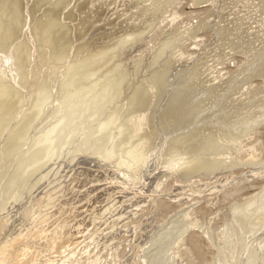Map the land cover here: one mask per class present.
<instances>
[{
    "label": "rangeland",
    "instance_id": "rangeland-1",
    "mask_svg": "<svg viewBox=\"0 0 264 264\" xmlns=\"http://www.w3.org/2000/svg\"><path fill=\"white\" fill-rule=\"evenodd\" d=\"M51 1L53 2L54 0H51ZM80 1H82V3ZM168 1L169 0H166V3ZM177 1L178 3H175L173 0L171 1V3L168 2V5H167L168 9L166 8L167 10L164 9L163 11L165 15L167 11H171L173 8H175L178 12V14L176 15V18L170 19L171 17H168L166 18V20L164 19L162 23L161 21L153 22L154 26L150 25L147 32H145V35L144 33L143 35L139 34L142 32H139L140 29H138L137 34H135L137 31L134 34L131 33L132 36L139 35V37L136 36L137 37L136 39V37L134 38L129 34L130 33L129 30L132 31L135 24H133L134 26L133 25L130 26L132 29H130L129 25L130 23H132V21L134 23L136 20H138V18L140 20L142 16L144 17L146 15V11L148 12V10L150 9V7H146L144 10L140 8V5H142L143 0H140V1H136V0H107V1L106 0H67L65 2H67V4L69 2L70 3L68 5H65L66 3L64 2V4L60 6L61 9L60 8L58 9L59 10L58 13L59 12L60 13L57 14L60 17L58 18L57 16V18L60 20V22L65 23L67 19L66 15H68V22H66V24L71 25L70 28L72 27V25L76 26L72 28V29L75 28L76 35L74 34L75 33L74 30L72 31L70 30L71 39H68V41L71 40L72 44L70 43L71 41H69L68 43L66 42L67 43L66 45H68L67 46L68 52L66 51L67 53H65L66 57L62 59L61 61L59 60L53 63L51 62L53 60H50V61L45 60L44 62L41 61L42 55L40 54L41 51H39L40 41L36 40V38L33 36V32H32L33 30L30 27L29 23L25 25L21 30L22 32L20 34L21 37L18 39L29 41L27 42H28V45L30 44L29 45L30 50H31L30 52L32 53L29 55L30 56L29 62L30 64H32L31 66H33L32 68L34 71V74H33L34 76L32 75V73L30 74L32 75L30 76L31 77V79L29 80L30 82L28 81V84L26 85V87L23 88V95L26 96L28 99L26 103L27 102L29 103V104L27 103V106H25L26 105L25 104L24 107L27 108L28 105L30 106L32 98L38 95L37 89H38V86H40L41 84L40 81L45 79L44 77L48 78L47 80L50 81V83L48 82L49 90L51 89L50 87H52V91H51L52 96L50 95L51 97L50 100L53 99V101H50V103L54 102L55 101L54 97L56 95H57L56 97H59L58 95L59 93L57 94V92L59 91L58 90L59 86L56 83L58 81H61V78L64 75L63 72L65 71L67 67L66 65L69 62L76 60L80 55L84 56L85 54L93 51L95 47V45L93 44L97 40L99 42H96V46L98 47L97 43H99V45L101 46V49H103V52L101 54L102 56L100 55L101 57H99V59L105 58L104 63L108 62V65L111 66L113 61H110L108 59L112 57L113 59L112 58L111 59L114 60V63L112 64L113 66L115 65L118 67L119 64H121V61H123L124 63L122 62L119 68L122 66L121 68L123 70L124 68L126 69L128 68L127 70L129 69L131 70L132 68L133 70L134 67H135V70L137 69L136 71L138 73L135 70L133 71L129 70V72L123 73L125 75L127 74L129 75L132 72H133L132 73L133 75L136 74L137 78L134 77L132 74L131 76L129 75L130 78H128L129 76L128 77L125 76L126 80L133 79V82H131L132 84L129 83L130 80L125 81L127 82V84L124 83L126 84V86L130 85V87L132 88H129V87L128 88L131 90L134 87L133 83H135L136 81L144 80L145 84H147L146 82L149 81L147 79H149L150 77L151 78L154 77V76L152 77L151 75L161 72L163 68L166 70L167 68L165 67L170 68L171 66H173L174 63H177V64L174 67L170 68L169 70L168 69L166 70L167 75L165 74V76L167 78H165L164 76L165 80L168 78L170 79L169 80L170 84L169 83L168 85L166 84V89L168 90L170 89L173 90L174 86H176L174 83H177V81L181 82L180 79H183L181 78V74H179L180 72L179 69H181L184 66L194 65L195 63L196 65H199V64L204 65L206 63L205 67L207 69L206 70L207 74L203 75V77H205V80L206 78H208V80L211 79V82H212V79H215L216 82H212L213 87L221 86L224 84V82H227L228 79L227 80L225 79L228 76H230V74L232 73L234 74L235 70H237L241 66L243 57L241 56V54L239 55L232 51L237 48H234L231 50L230 48H224L222 46L220 47V45L216 43V41H218V37H216V34L213 33L211 29H208V23H206V26L205 24L202 23V21L204 22V20L207 19L213 25H215L217 20L219 19L218 15L221 11H224L223 14L226 15V18H227L225 22V27L230 24H233V22L245 27V22H246L250 27L248 26L249 27L248 28L246 26L245 31H247L248 34H250L253 29L255 31L256 30L260 31V33H258L259 34L258 39L261 38V41H264V19L262 17L255 18L252 20L253 23L251 22V24L249 21L250 16L256 12L255 8L257 6L254 4V2H259L258 0H239V1L236 0L237 4L236 3L232 4L233 0H218L217 2L216 0H206L200 3L198 2V0H177ZM194 1H196V3H194ZM21 2H20V5L22 4L21 10H23L22 11L23 15L24 16L26 15L25 20L28 19L26 20L28 22L29 21L31 22L30 19H32V17L33 19H35L43 15L44 12L47 9L49 10L51 6L48 0L44 5L39 7V9L38 8L35 9L34 10L35 13H34L33 11H31V6H33L35 0H21ZM86 2L87 4H85ZM154 3L155 2H152V4ZM214 3L216 4L213 5ZM80 5L82 6V8ZM229 6H232V7H229ZM69 7H71L72 9H69ZM73 7H76V8H73ZM23 8L27 12L26 14H24L25 11ZM73 9H75L76 11L78 9L79 11L76 12L74 10L75 12H72L71 16L73 15V13L77 15L76 16L73 15L74 17L72 16L73 19H71L72 17L70 16V12ZM212 9H213V12L210 11ZM29 11H31L32 14L34 13V15H32L31 12L29 13ZM61 12L63 14H61ZM66 12H68V14ZM92 14L94 15L96 14L98 16L96 17L95 15L94 17V15ZM91 15H92V18L89 17ZM80 16L81 17L83 16L85 19L83 20V18H81ZM216 17H218V19H216ZM85 20L90 21V23L92 20L93 23L90 24L88 21L86 22ZM94 20L96 21V23ZM79 22L80 23L86 22L85 23L86 28L84 27V24H83L81 25L82 28L79 27L81 28L79 29L78 28V26L80 25ZM86 24L90 26L88 27L86 26ZM139 24H141V22H139ZM199 24H201V26H199ZM194 26L201 27V28L198 27L199 29H202V27H204L203 28L204 29L203 39H198L192 36L197 32L196 29L193 28ZM83 27L85 28L84 30H83ZM248 29H252V30L249 31ZM100 30H102V32ZM125 30L129 32L128 38L130 40L132 37V40L131 41L129 40L130 42H128L129 44L132 42L130 45L126 44L127 46L125 45L124 47V44H123V47L122 46H119V48L117 47L118 49H120L118 51H116L117 48H115L116 53L115 52L112 53L113 51L111 52L110 49L106 47H102L103 42L101 41L103 40H104V44L108 45V44H111V42L112 43L115 42L114 39H117L118 36H121V39H124L127 33V32L124 33ZM181 30L183 31L191 30V31H189V35L182 45H177V48L176 47L171 48L170 51L174 52L173 55H172V52L170 51L167 53L169 54L168 56L171 57L170 62H172V65L170 64L167 66L165 63H162V61L160 62L159 60L157 61L158 56H156L157 55L156 50L157 49L159 50L158 47L161 48V46L158 44H160V41H163V36L167 32L169 33V31L171 35L175 34L176 32H178L176 33V35L178 34L180 35L182 32ZM116 31L119 33V35ZM120 34H125V35H120ZM96 35L98 36V39ZM78 36H80V39ZM94 36H95V39H92V37ZM76 37H78V40L76 39ZM111 38H113V41L110 40ZM18 39H15L13 43L16 42ZM90 39H92V41ZM118 39H120V37ZM93 40H96V41H93ZM88 41H90L92 45ZM108 41H111V42L108 43ZM13 43H10V44H13ZM10 44H8L7 47ZM69 44L71 46H69ZM79 44L83 45V47L87 46L89 48L85 47L84 49L85 51H81L82 52L81 53L79 50H76V47H75L76 45H79ZM90 45L91 47H93L92 50L90 48ZM239 46H242V45H239ZM86 48L89 51H87ZM175 49H176V52H175ZM161 52H162V48H161ZM8 55H10L9 52H3L0 50V70H3L5 74L4 77L6 76L8 77V79H11V78L13 79V76L11 75L16 73L15 71H17L18 67L12 62H10V59H8ZM45 57H46V53H45ZM118 57L121 59V61ZM106 58H107V61H106ZM116 58L117 60L120 61L119 64L117 65L115 64V63H118V61H116ZM154 63H157L159 66L157 65L155 66ZM160 63L162 65H160ZM123 64L125 66H123ZM163 64L166 66H164ZM53 65L56 68L53 67ZM135 65H138V66H135ZM151 65H152V69L150 68ZM153 66H155L154 68H157V69H153ZM53 68H55L57 73L56 72H54L53 74L51 73L52 72L51 70H54ZM158 68H160L161 70H159ZM49 69L51 70L48 71ZM157 70L159 71L157 72ZM177 70H179V72H177ZM150 71H152V73ZM168 71H169V74H168ZM35 73L36 75L37 74L38 75L36 76ZM46 73H48V75L52 74L54 79L52 76L48 77ZM9 74H10V77H9ZM175 74L176 75L178 74V75L174 76ZM92 79H95V76L87 78V80H92ZM258 80L259 79H256V81ZM124 84H123V88L124 87L125 88L122 89V91L125 90L126 95L124 94V97H123L124 92L121 93V96H120L121 102L123 99H124L123 101L127 100L128 94H129L128 93L129 89L126 88ZM126 89H128L127 90L128 92L126 91ZM157 96L159 97V95L157 94L155 95L156 99L159 100ZM239 97H240V94H237L235 98L236 102ZM152 98L153 97H149L150 100ZM163 98H161L159 102L154 98L153 104H151L150 106L151 107L150 109H152L151 112L149 113L151 116V122L152 123L154 122L155 125L157 123L158 126L161 125L160 118H159L160 115H158V114H161V112L158 110H159V106L162 103H164V101H162ZM49 105H53V103ZM137 106L139 107L140 105L137 104L135 107ZM49 107L50 106H48L47 108ZM121 107L123 108V106ZM141 107L143 108V105ZM49 109H46V111ZM136 110H138V108ZM123 114H124V111H123ZM156 115L158 117H156ZM48 119L46 117L45 122H44L45 125L51 122V119L49 120ZM262 120L264 119H260V121L253 120V125H254L253 130L254 131L259 130L260 132L259 135L257 134V132L255 133L257 134V137L259 140V141L257 140L258 141L257 143L255 142L256 143L255 150L246 151L244 149L243 151H236L235 150L236 148H234V150L233 149L231 150L232 153L231 152L222 153V151H217L218 152L217 153L216 151L214 152L213 150H210V152L212 151L211 153L213 152L215 153L214 155L213 154L211 155L210 152H207L208 150L206 151L203 150L204 153L210 154L208 157H207V154H205L206 155L205 157L208 159L211 157L212 158L217 157L218 159L220 157L221 158L223 157L224 159H226L224 161L222 159L221 161V158H220V161L222 163L221 162L218 163L220 165H218V167L216 166L217 168L215 167L214 169L215 172L212 169H210L212 171L209 172L210 170L208 168L207 169L201 168L203 171H201L200 169L199 170L200 172L194 170L195 172H197L195 173L194 171L189 172V169L184 170V169H181L180 167L173 169V167H168V164H166L167 162L165 161L166 159L165 155H167L165 150H162L165 153V155H159V153L157 152V155L159 157L162 156L161 158H159L158 156L156 157L155 152L157 150L153 151L152 153H155V156H152L153 154L150 155V157L146 159V161L150 159L149 163L147 164L146 162V165L143 166L141 169L139 168L138 170H128V169H125L123 166L115 165L114 163L109 162V161L107 162L103 161L102 163L100 159H98L96 156H91V154L89 153H84L83 154L84 156L80 154L76 157H74V155L67 154L68 155V156L66 155L67 158L69 157V159L67 160V158L65 159L66 156L64 152L68 153L69 151L67 152L68 149L64 150L63 151L64 155H61L62 158L64 156L63 160L62 158L58 157L57 159L47 161L43 166H41V168L40 167L39 169L36 168V171H34V174H33L34 177L32 175V182L33 183L35 182L36 184L35 183L29 184L32 186V189L30 187H29L30 189L27 188L29 186L28 185L25 189H23V193H22V190L20 191V193L22 194L18 192L20 194V198L18 197L16 199L14 196L16 195L19 196V194H15L14 196L8 198L5 204H4V201L0 202V217H1L0 218V249L2 247H5L4 252L1 254L2 256L0 255V264H92L94 261L95 263L93 264H144L145 263L144 260H146V258L144 257L146 254V250L149 246V242H151L150 240L152 238L154 239L155 235L158 239L161 238V235L163 236L162 234L164 232L163 229L164 227L166 228V226L168 227L170 225L168 223L169 222L168 220L170 218L173 220L174 217H176V220H173V221H176L178 223V220L182 217V215L180 216V218L178 216L182 214L181 211H183V208H186L187 206H189L188 208L189 215L187 216L185 220L187 223V226L185 228L186 230L184 229L180 232V234L177 236V240L171 244V247L168 250H166L167 246H165V244L164 245L162 244V247H160L159 249H157L158 247L154 249L155 250L154 253L156 251L157 252L156 254L153 255L154 257L151 256V259L154 258L153 260H151V262L154 261L153 264L157 262L158 257H159L158 261L160 262V264H161V261L162 262L164 261L163 264L164 263L167 264V262L168 264L169 263L170 264H222L221 262L218 261V257L220 256L221 253H222L221 255H224L223 252L226 251L225 250L226 248L230 250L229 253L227 252V257H230V263H227V264H248V262L252 260L254 256V255L251 256V254L256 253L257 250L258 252L260 251L261 256H264V252H263L264 245L263 247L260 246L261 244H263L260 240L264 242V239H263L264 234L262 233L264 232V230L262 229L264 227L263 226L264 219L261 218L259 222L260 224L263 223V225H260L258 223H257L258 225H255L256 223L252 224V221H250L253 229L258 226L257 229H254V230H257V231L260 230L259 232L256 231L254 233L253 231L252 233V231L250 230L251 226L249 225L250 222H248L250 220L249 219L250 216L248 218L246 214L245 219L247 218L248 219L244 220L243 218L244 216H242L244 214H242V212L240 213L238 212L239 216L237 217L238 213L234 212L230 208V206H232L233 203L242 202L245 197L246 198L251 197L253 193L258 194L261 191V189L264 188V177H258V176L251 175L248 170L252 167V163H244L246 160H249L253 157L255 158V159L253 158L254 160L264 159V122H262ZM149 123L150 122H148V120L145 121V119H143V123L140 126L141 128H143ZM45 125H42V127L37 126L36 130H33V131L34 132L37 131V133H39L38 132L39 129L41 130ZM159 132L163 133V129L161 128ZM164 135L165 134L163 133L162 136ZM56 138H57V135L55 136V140ZM158 138L160 140L161 136ZM60 141L61 140H59L58 144L60 143ZM148 144H150V142H148ZM24 146H22L21 149H25L26 146L25 148H23ZM158 146L156 148H158ZM241 146L243 148H246L247 145H241ZM163 152L162 154H164ZM220 153L222 155H220ZM225 153H229V154H225ZM70 155L73 156L74 158L71 159ZM226 155H228V158L230 159V162L232 163L230 166L227 167L228 169L224 167V163L228 164V160H229ZM173 156L174 155L170 157H173ZM162 158H165L163 159L164 161L162 160ZM232 158H237V159L240 158V161L232 160ZM153 159L155 162L151 161ZM159 159L163 163H161ZM236 162L237 164H235ZM160 163L164 165L160 166ZM173 163H176V161L175 162L173 161ZM221 165L223 166L221 167ZM219 166L221 167V169ZM43 175H44L43 178H41L38 181L36 180L40 176H43ZM27 201L28 202L30 201L29 205H27L28 204ZM37 201L39 202V204ZM257 201L258 200H256V202ZM74 202H76V204ZM256 202L254 203L256 204ZM257 203L259 205L254 204L255 208L256 206L257 208L259 206L257 210H260L261 208L260 202L258 201ZM32 204H34L33 210L32 208L31 209L27 208V207H32ZM24 209L26 211L28 210L29 211L26 213ZM31 211H32V214H30V216H27L28 213H30ZM24 213H26L27 215H25ZM234 213L236 214V217L238 218L239 223L242 220L244 221L240 223L241 225L238 222H235V226L237 227L239 225L237 228L240 229L244 227L242 226V223L243 224L245 223L246 226L247 225L250 226V228L245 226L244 227L245 230L247 228L248 230H250L251 233L248 230H246V233H245L244 228H242V231L240 230V232H238L239 230L236 228V232H235L234 230L235 226H233L234 222L232 221H235V220L237 221V219L236 217L234 219V216H235ZM95 216H96V219H95ZM239 218H241V221H239ZM59 219L63 220L64 222ZM66 219H69V220H66ZM67 222H69V224ZM228 223L231 229L234 228L232 229V231L234 230L233 235H237L238 233V235L235 237L239 238V241L237 238L234 237L235 239H237L236 242L238 243L240 241L241 243L242 241H244V240H240L239 236L241 235H244V237L246 238L245 239L246 242H247V238H250L249 236L252 235V238H254L258 235L257 239L251 240V242L249 240V242H247V243H251V244H248L250 250L247 249V246H248L247 245L246 246L247 250L246 251L242 250L243 252L240 253L241 251L240 249H242V246L245 244L244 243L245 241H244L243 245L241 243L238 244L235 242L236 244L234 243V246L236 247V245L237 246L239 245L238 246L239 251L238 250H237L238 252L236 250L233 251L235 247L233 248V247H229L228 245L221 244L223 241V235H218L214 237L215 242H213V240L210 239V237H208V235L205 233L206 229L208 230L210 229L211 231H214L216 235L219 233H223L225 226H229ZM59 224H61V226ZM57 228H58V232L56 230ZM59 228H61L62 230ZM161 230H163L162 233H160ZM48 231H49V234H46L48 233ZM168 231H170V229ZM167 232H164L165 234L163 236L164 238H166V240H168V238L165 237ZM93 233H95L96 236L95 235L93 236L92 235ZM156 233L158 235L161 234L160 237H158ZM175 233L176 232H173V235L171 234L170 236L174 238L173 236H175ZM51 234L53 235L55 234L54 239H53V235L50 237ZM248 234H251V235L248 236ZM153 235L154 237H152ZM167 236L169 237V235ZM15 237L17 238L14 239ZM241 237L243 238V236ZM50 238L53 239V242H52V239ZM59 238H62V239H59ZM220 238H222L221 243H220ZM7 239L8 240L10 239L9 240L10 242ZM54 240H56V242ZM166 240H164V242H166ZM4 241L5 242L7 241L9 244H6L7 242L5 243ZM4 243L7 245V247L6 245L2 246ZM52 243H55V244L52 245ZM255 243H258V244H255ZM238 247H236L235 249H237ZM161 248H163L164 250ZM254 248L256 250L255 252H254ZM162 250L168 253V256L169 254L172 256L174 255L175 260L172 261L170 260L171 256L169 257L167 256L168 260L166 261L167 259L165 255L166 253L163 252ZM148 251L149 250H147V252ZM159 251L165 254L162 253L163 256L158 255L156 257L155 255H157ZM164 255H165V259H164ZM241 255L243 256V258L249 261L245 263V259L241 258L242 257ZM161 256L163 258L162 260H161ZM247 256L249 258H247ZM170 261H172V263Z\"/></svg>",
    "mask_w": 264,
    "mask_h": 264
},
{
    "label": "bare ground",
    "instance_id": "bare-ground-1",
    "mask_svg": "<svg viewBox=\"0 0 264 264\" xmlns=\"http://www.w3.org/2000/svg\"><path fill=\"white\" fill-rule=\"evenodd\" d=\"M47 1L48 0H35L33 6H31V11L35 13L34 10L37 8L39 9V7L44 5ZM65 1L67 0H54L53 2L49 0L51 4L49 10L47 9L44 12V14L39 16L38 18L33 19L32 17V19H30L31 22L30 21L28 22L26 21L28 19L25 20L26 15L24 16L22 12L23 10H21V5H22V4L20 5L21 0H0V50L3 52H9L10 55H8V59H10V62H12L18 67L17 71H15L16 73L13 74L14 73L13 72L12 73L13 75H11L13 76V79L12 78L8 79V77L6 76L4 77L5 74L3 70H0V168H1L0 169V173H1L0 174V202L4 201V204H5L8 198L14 196L15 194H19L21 190L23 193V189H25L29 184L33 183L32 175L34 174V171H36V168L37 169H39V167L41 168V166H43L47 161L57 159L58 157L62 158L61 155H64V153H65V156L67 154H71V155H74V157L80 154L83 155L84 153H89L91 154V156H96L98 159H100L102 163L103 161H106V162L109 161V162L114 163L115 165L123 166L125 169H128V170H138L139 168L141 169L143 166H145L146 162L147 164L149 163L150 159H148V161H146V159L150 157V155L153 154L152 156H155V153H156V157H157L158 156L157 152L159 153V155H165V153L162 151V150H165L168 156L165 155L166 159L162 158V160L165 159V161L167 162L166 164H168V167H173V169L177 167H180L181 169H184V170L189 169V172H193L194 170L199 171L201 168L202 169L208 168L209 170L212 169L215 172L214 170L215 167L216 166L218 167V165H220L218 163H220L222 159L223 161L226 159H224L223 157L222 158L220 157L221 161H220V158L218 159L217 157H213V158L211 157L208 159L205 157L206 156L205 154H207V157L210 154L204 153V151L208 150L207 152H210V150H213L214 152L222 151L223 153V152H231V150L232 149L234 150V148H236L235 149L236 151H243L244 149L246 151H250V150L252 151L256 149V143L259 141L257 134L259 135L260 132L259 130L258 131L253 130V126H254L253 120L260 121V119H264V41H261V38L258 39V36H259L258 33H260V31L258 30L255 31L254 29L253 30L248 29L249 31L252 30L250 34H248L247 31H245L246 26L247 27L249 26L246 22H245V27L240 24H236L235 22L225 27V22L227 18H226V15L223 14L224 11H221L219 13L218 15L219 19L218 17H216V19L218 20L215 25H213L207 19L204 20V22L202 21V23L205 24V26H206V23H208V29H211V31H213V33L216 34V37H218V41H216V43H218L220 47L222 46L224 48H230L231 50L234 48H237L232 51L239 55L241 54V56L243 57L241 66L238 65L240 67L237 70H235L234 74L233 73L230 74V76H228L225 79V80L228 79V81L224 82V84L221 86L213 87L212 82H216L215 79H212V82H211V79L208 80V78H206V80L210 82L209 83L208 81L205 80V77H203V75L207 74L206 72L207 69L205 67L206 63L204 65L203 64L196 65L195 63L194 65L182 67L181 69H179L180 72L179 70H177V72L181 74V78L183 79H180L181 82L177 81V83H174L176 86H174L173 90L172 89L168 90L166 89V84L168 85L170 79L168 78L165 80V78H167L165 74H166L167 69L169 70L170 68L174 67L177 64V63H174L173 66H171L170 68L165 67L167 68L166 70L164 68L163 70H161L160 69L161 67L158 68L159 70H161V72L151 75L152 77L154 76L153 78L151 77L149 78L148 76L149 79L147 80L149 81L146 82L147 84H145L144 80L143 81L138 80L140 81L138 82L136 81L137 80L136 79L135 80L136 82L133 83L134 87L131 90L129 88H132V87H130V85L126 86L127 82L125 81L130 80V79L126 80V77H128L129 75L131 76L133 72L129 75L123 74L124 72L126 73L129 72L130 69L127 70L128 68L127 69L124 68V70L125 69L127 70V71L126 70L124 71L121 68L122 67L121 66L120 68L123 70L122 71L119 68V66L123 62L121 61L119 57L118 58L120 59L121 64H119L120 61L117 60V58H116V61H118V63H115L116 65L119 64L118 67L115 65L114 67L112 65L114 63V60H112L113 59L112 57L108 59L110 61H113V63L110 62L112 63L111 66L108 65V62L104 63L105 58L99 59V57L102 56L101 54L103 52V49H101V46L99 45V43H97L98 47L96 46V42H99L97 40L98 36L96 35L97 41L93 40V41H96L93 44L95 45L94 50L87 54L83 53L85 54L84 56L80 55L76 60L69 62L66 65L67 67L65 71L63 72L64 75L61 78V81H58L59 84L58 82L56 83L60 88V89L58 88L59 91L56 90L58 91L57 94L59 93L58 94L59 97H56L57 95L55 93L56 96L54 97L55 101L52 102L53 105H49V104H52L50 103V101H53V99L50 100L51 98L50 95L52 94L51 92L52 87H50L51 89L49 90L48 82L50 83V81L47 80L48 78L44 77L45 79L40 81L41 84L39 83L40 86H38V89H37L38 95L33 97L30 106L28 105V107L25 108L24 105L26 104L25 106H27L28 102L26 103V101L28 99L26 96L23 95V88L26 87V85L28 84V81L31 79L30 76L34 74V71L32 68L33 66H31L32 64H30L29 62L30 60L29 55L32 54L30 52L31 51L30 46H29L30 44L28 45L29 41L26 39L28 41L27 42L23 39L21 40L18 38L21 37L20 34L22 33L21 32L22 28L29 23L30 27L33 30L32 31L33 36L36 38V40L40 41L39 51H41L40 54L42 55L41 61L44 62L45 60L46 61L53 60L51 61L53 63V62H56L59 60L61 61L62 59H64L66 57L65 53L68 52L67 50L68 45L66 44L69 41H71V40L68 41V39H71L70 30L71 31L74 30L75 33L74 31L73 33L76 35L75 28L72 29L75 25L74 26L72 25V27L70 28L71 25L66 24V22H68V15L64 13L67 17V19L65 18L66 19L65 23L60 22V20L58 19L60 17L59 15H57L60 13V12L58 13L59 11L58 9L59 8L61 9L60 6L64 4ZM136 1H140V0H136ZM171 1L172 0H169L168 2L171 3ZM173 1L175 3H178L177 0H173ZM203 1H206V0H201V1L198 0L199 3ZM217 1L218 0H216V2ZM258 1L259 2H254V4L257 7L255 8L256 12L250 16V20H249L250 24L251 22L253 23L252 20L255 18L262 17L264 19V13H262L264 12V0H258ZM80 2L82 3V1ZM152 2H155V3L152 4ZM168 2L166 3V0H143V3L142 5H140V8L144 10L146 7H150L149 9L150 11L147 9L148 12L146 11V15L144 17L142 16L140 20L138 18V20H136L134 23L132 21L130 25L127 23L129 27L133 24H135V26L134 25H133L134 27L132 26L133 29L130 27V29H132V31L129 30L130 33L125 30L124 33L127 32L126 33L127 36L125 34H120V35H125L124 39H121V36H118L119 35L118 32L120 30L119 29L118 32L116 31L118 33L117 35L118 37L116 36L117 39H114L115 42L112 43L111 41H108V43L111 42V44L106 45L104 44V40L102 39L103 40L101 41L103 42L102 47H106L110 49L111 52L113 51L112 53H114L116 50L115 48L117 47L119 48V46L123 47V44H124V47L126 44L130 45L132 42L130 44L128 42L132 40V37L135 38L137 36V35L132 36L131 33L134 34L137 31L135 33L137 34L138 29H140L139 32H142L139 34L143 35L144 33L145 35V32H147L150 25L154 26L153 22L161 21L162 23V21L164 19L166 20V18L168 17H171L170 19L176 18V15L178 14V12L175 8H173L171 11H167V13L164 15L163 11L166 8L168 9L167 7ZM65 3H66L65 5H68L70 2L68 4L67 2ZM194 3H196V1H194ZM235 3H236V0H233L232 4H235ZM85 4H87V2ZM215 4L216 3H214L213 5ZM229 7H232V6H229ZM73 8H76V7H73ZM69 9H72V8L69 7ZM74 10L75 9H73L70 12V16L72 12L76 11ZM31 11H29V13ZM77 11L79 10L77 9ZM210 11L213 12V9ZM26 13L27 12L25 11L24 14ZM34 13L32 14L31 12L32 15H34ZM66 13L68 14V12ZM61 14L63 13L61 12ZM73 15L76 16L77 14L73 13ZM92 15L89 17L92 18ZM97 16L98 15H96V17ZM73 17L71 19H73ZM81 18H83V20L85 19L83 16ZM92 20H91V23H93ZM85 21L87 22L88 20H85ZM138 21L141 22V24H139ZM88 22L90 23V21ZM85 23H80L78 28L79 27L82 28L81 25L83 24L85 27ZM86 26L89 27L90 25L86 24ZM199 26H201V24H199ZM84 27H83V30L86 28ZM198 27H195V26L193 27L196 29L197 32L192 36L198 39H203L204 37L203 28L204 27H202V29H199L201 27L199 28ZM100 31L102 32V30ZM181 31L182 32L180 35L179 34L176 35V33L178 32L171 35L169 31V33L167 32L163 36V41H160V44H158L161 46L162 52H161L160 47H158L159 50L158 49L156 50L157 51L156 56H158L157 61L158 60L159 62L162 61V63H165L167 66L170 64L172 65V62H170L171 57L168 56L169 54L167 53L171 50V48L173 47L177 48V45H182L184 41L186 40V38L188 37L189 31L191 30L189 31L181 30ZM128 33L132 36V37L130 36L131 40L128 38L129 37ZM78 37L80 39V36ZM78 37H76L77 40H78ZM119 37L120 39H118ZM137 37H139V35ZM15 39H18V40L13 43ZM92 39H95V36L92 37ZM92 39L90 40L92 41ZM110 40L113 41V38H111ZM10 43H13V44H10ZM70 43L72 44V41ZM8 44L10 45L7 47ZM91 45H90V48L92 50L93 47H91ZM239 45H242V46H239ZM69 46L71 45L69 44ZM75 47H76V50H79L81 52V51H85L84 49L87 46L83 47V45L79 44V45H76ZM118 48L116 51L120 50ZM87 51L89 50L87 49ZM170 52H172V55H173L174 52L173 51H170ZM175 52H176V49H175ZM45 53H46V57H45ZM106 61H107V58H106ZM152 65L150 67L151 69H152ZM154 65L159 66L157 63H154ZM160 65L162 64L160 63ZM123 66L125 65L123 64ZM135 66H138V65H135ZM155 66H153V69H157V68H154ZM53 67L55 66L53 65ZM55 68H53L54 70L49 69L48 71L51 70L52 71L51 73L53 74L54 72H56ZM133 70H135V67L133 68ZM133 70L131 68L130 71H133ZM159 70H157V72ZM150 72L152 73V71ZM31 73L32 75H30ZM46 74L48 75V73ZM52 74L48 75V77L52 76ZM168 74H169V71H168ZM177 75L175 74L174 76H177ZM93 76H95V79L87 80V78L93 77ZM130 76L128 78H130ZM133 76L136 77V74H134ZM9 77H10V74H9ZM256 79H259V80L256 81ZM131 82H133V79L129 81L130 84H132ZM123 84L124 86H126V88L129 87L128 88L129 90L126 89V91L127 90L129 91V92L127 91L129 94H128V99L125 100L126 102L123 101L124 94L126 95L125 90L122 91V89L125 88V87L123 88ZM122 92L124 93L122 97L123 100L121 99L122 100L121 102L120 96ZM156 94L159 95V97L157 96L159 100L156 99L155 97ZM237 94H240V97L237 99V102H236L235 98ZM149 97H153V98L150 100ZM154 98L158 102L160 101L161 98H163L162 101H164V103H162L159 106V110H158L161 112V114H158L160 115L159 117L160 123H161L160 126H158L157 123L155 125L154 122L153 123L151 122V116L149 114L152 110L150 109L151 108L150 106L151 104H153ZM137 104L140 106L135 107ZM141 104L143 105V108L141 107L142 106ZM120 105L123 106V108ZM48 106H50L51 108L50 107H49L50 109L47 108ZM134 108L136 109L138 108V110ZM46 109H49V110L46 111ZM123 111H124V114H123ZM46 117L47 119L50 117L49 119H51V122L45 125L44 122H45ZM156 117L158 116L156 115ZM143 119H145V121L148 120V122L150 123L146 125L145 127L141 128L140 125L143 123ZM262 122H264V120H262ZM42 125H45V126L41 130L39 129L38 131L39 133H37V131L36 132L33 131V130H36L37 126L42 127ZM161 128L163 129V133L165 134L164 136H162L163 133L159 132ZM144 130L147 132H145ZM256 132L257 134H255ZM56 135H57V138L55 140ZM160 136H161L160 138L161 141L158 138ZM59 140L61 141L58 144ZM148 142H150V144H148ZM24 145L26 146V148ZM241 145H247V146L246 148H243ZM22 146H24L23 148L25 149H21ZM157 146L158 148H156ZM66 149H68L67 152L69 151L70 153L69 152L63 153V151ZM155 150L157 151L155 153H152ZM162 152L164 154H162ZM214 152L211 153V155L212 154L214 155L215 154ZM225 154H229V153H225ZM71 155H70V158L71 159L74 158ZM172 155L174 156L170 157ZM220 155L222 154L220 153ZM67 156L65 157V159L67 158ZM226 156L228 158V155ZM253 158L246 160L244 162V163H252V167L248 170L249 173L253 176L264 177V159L254 160L255 158L254 159ZM63 159H64V156L62 160ZM68 159L69 157L67 158V160ZM154 159L151 161H154ZM232 160L240 161V158L239 159L232 158ZM173 161L174 162L176 161V163H173ZM161 163L163 162L161 161ZM161 163H160V166L162 165ZM231 164L232 163L230 162V159H229L228 164L224 163V167L227 168ZM235 164H237V162ZM222 166L223 165H221V167ZM202 169L201 171H203ZM212 170H210L209 172H211ZM43 177L44 175L40 176L36 180L38 181ZM29 187L32 189L31 185H29L27 188ZM20 194L19 196L16 195L14 197L16 199L18 197L20 198ZM256 200L260 202V207L262 209L260 208V210H257L259 206L258 208L257 206L255 208V205L258 204L257 203L258 201L256 202ZM29 202L27 205L30 204ZM254 202H256V204ZM74 203L76 204V202ZM33 205L34 204H32V207H27V208H30V209L32 208L33 210L34 208ZM188 208L189 206H187L186 208H183V211H181L182 214L178 216L180 218V216L182 215L183 219L182 217L180 218L182 221L180 219L178 220L177 218L178 220V223H177L176 221H173V220H176V217H174L173 220L170 218L168 220L169 222L167 221L170 225L168 227L166 226V228L164 227L165 225L163 226L164 232H167L170 229V231H168L167 234L165 235V237H167L168 240H166V238L163 237L165 234L164 232L162 233L163 230H161L160 232L163 234V236L160 234L161 238L158 239L156 235L154 239L152 238L154 237V235L151 237L152 238L150 240L151 242H149V246L147 248V250L149 251L147 252L146 250V254L147 253L148 254L147 255L145 254V257H144L146 258V260H144L145 262L144 264H153L154 261L151 262V260H153L154 258L151 259V256L154 257L153 255L156 254L157 251L154 253L155 248L158 247L157 249H159L160 247H162V244L163 245L165 244L167 248L166 247L164 248L168 250L171 247V244L177 240V236L187 226V223L185 220L187 216L189 215ZM230 208L234 212H237V213L242 212V214H244L242 215L244 216L243 217L244 220H247L250 216L249 218L250 220L248 222L252 221V224L256 223L255 225L260 224L259 222L261 218L264 219V188H262L258 194L253 193L251 197H248V198L245 197L242 202L233 203V205L230 206ZM28 211H26V213ZM26 213L24 214L27 215ZM239 213L237 217L239 216ZM30 214H32V211L28 213L27 216H30ZM246 214L248 217L247 219H245ZM235 217H236V214L234 216V219ZM237 217H236L237 221L230 220L234 222L233 226H235V222H238ZM241 218H239V221H241ZM95 219H96V216H95ZM66 220H69V219H66ZM170 220H172L173 222ZM69 222L67 223L69 224ZM61 224L59 225L61 226ZM252 224L251 222L249 223L250 226ZM249 225L246 226L245 223L244 224L242 223V226L244 227L246 226L250 228ZM260 225H263V223ZM237 227L235 226V229L234 228L232 229H234L236 232ZM257 227L254 229H257ZM242 228L240 229L237 228L239 230L238 232H240V230L242 231ZM232 229L229 225V226H225L223 233H219L216 235V233H214V231H211L210 229H209L210 231L206 229L208 231L205 230V233L208 235V237H210V239L213 240V242H215L214 237L218 235H223V241L221 243L222 238H220V243L234 248L235 247L234 243L236 242L237 239L239 241V238L235 237L238 235V233L237 235H233L234 230L232 231ZM252 229L253 228L251 226L250 230L252 231V233L253 231L254 233L257 231V230H254V229L252 230ZM262 229L264 230V227ZM56 230L58 232V228ZM246 230L248 229L246 228ZM246 230L244 231L245 233H246ZM250 230L248 231L250 232ZM259 231L260 230H258L257 232ZM173 232H176L175 236H173L174 238L170 236L171 234L173 235ZM262 233L264 234V232ZM46 234H49V231ZM52 235L53 234H51L50 237ZM54 235H53V239H54ZM92 235L94 236L95 233H93ZM160 235H158V237H160ZM167 235H169V237ZM249 235L251 234H248V236ZM241 236H243L244 239ZM241 236H239L240 240L245 241L246 238L244 237V235H241ZM234 237L237 239H235ZM249 237L250 238H247V242H249V240L251 242V240L257 239L258 235L254 238H252V235ZM16 238L17 237H15L14 239ZM53 239H52V242H53ZM59 239H62V238H59ZM164 240H166V242H164ZM54 241L56 242V240ZM244 241H242V243L240 241L239 243L243 245ZM260 241L263 244L260 245L259 243V245L263 247L264 242L262 240ZM247 242L246 241L244 242L245 244L242 246V249H240L241 250L240 253L243 251H246L247 249L250 250L248 244H251V243H247ZM5 243L2 246L9 244L8 242L6 244ZM53 244L55 243H52V245ZM255 244H258V243H255ZM238 246L236 245V247ZM246 246H247V249H246ZM235 248L233 251L235 250L239 251V247L237 249ZM255 248H254V252L256 251ZM4 250H5V247H2L0 249V252H1L0 255L4 252ZM225 250L226 251L223 252L224 255H221L222 254L221 253L220 256L218 257V261L221 262L222 264L230 263V257H227V252L229 253L230 250L228 248H226ZM257 252L258 250L256 251V253L251 254V256L253 255L255 256V257L253 256L254 260L252 257H250L252 258V260L249 261L243 258L242 255H241L242 256L241 258L245 259V263L249 261L248 264H264V256L260 255L261 254L260 251L258 252V254ZM158 253L157 255H155L156 257L158 255L163 256V254H165L166 252L163 254L161 252L159 254ZM165 255L167 258L168 253H166ZM165 255H164V259H165ZM162 256H161V260L163 259ZM169 256H171L170 260L172 261L175 260L174 255L172 256L169 254ZM158 258H157V262L156 260L155 262L160 264V262L158 261ZM247 258L249 257L247 256ZM167 260L168 258L166 259V261ZM172 261L170 262L172 263ZM163 262L161 261V264H163ZM93 263H95V261Z\"/></svg>",
    "mask_w": 264,
    "mask_h": 264
}]
</instances>
